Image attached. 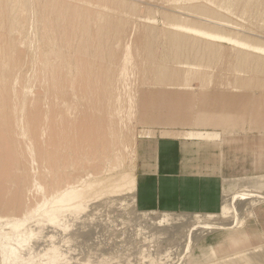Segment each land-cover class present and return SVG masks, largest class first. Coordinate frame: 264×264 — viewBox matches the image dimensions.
<instances>
[{
	"label": "bare ground",
	"instance_id": "6f19581e",
	"mask_svg": "<svg viewBox=\"0 0 264 264\" xmlns=\"http://www.w3.org/2000/svg\"><path fill=\"white\" fill-rule=\"evenodd\" d=\"M35 1L42 3L39 13L33 8ZM104 1L110 2L113 6L95 0H13V3H19L20 7L25 8L28 14L12 17L10 27L15 33L9 37H4L3 30L6 25L2 27L0 24V220H8L11 229L0 231V264H16L21 259L27 261L25 256H29L27 259L32 262L31 264H39L38 259L33 258L41 252H44L41 260L46 264H73L68 249L62 250L58 245L61 243L68 247L70 239L73 238L68 235L72 221L78 223L74 226H78L75 229L78 230L77 235L85 228L82 223L80 224V220H70L68 217L80 216L90 202H95L94 199L101 195H88V189L94 186L93 182H87L92 176L88 167L90 150L94 148L99 151L100 162L103 161L99 172L106 173L108 176L106 179L110 180L124 163L126 157L124 149L133 137L131 132H128L129 127L125 132L127 128L125 126H128L133 118L139 117L148 123H153L158 118H164L166 122L174 124L189 122L187 113L180 108L182 105V107L191 105L190 95L182 101L176 98L182 95L181 92L155 89L164 85L169 88L189 89L191 86L189 77L197 74L201 69L200 65H203L191 62L189 58L209 59L217 50L214 47L228 44L231 46L229 53L233 52L238 59L237 63L246 69L255 68L252 63L264 60L263 57L252 53H264L263 44L204 26L170 21L167 28L171 31L157 32L150 16L133 13L138 10L137 5L145 3L144 0ZM195 1L197 0H190L189 9L212 16L215 20L203 18L220 29L231 31L247 27L244 23H230L222 17L223 13L216 5H226L227 0H201L205 1L202 3ZM235 1L231 5L235 4ZM238 1L234 7L236 6L235 9L240 12L239 16L247 18L254 14L257 18H264V0H256L252 5L247 4L248 0ZM149 4L178 6L174 0H151ZM211 13H215V16ZM33 17H37L46 26L44 35L49 43L40 54L37 69L34 60V40L32 43L26 26L28 19ZM130 23L146 31L144 36L146 58L152 60L146 74L149 77L162 76L171 82L158 80L149 82L147 84L149 86L144 87L142 81L145 80L137 78V85L132 83L131 75H135L139 70V60L132 55L131 50L126 52L118 48V45L130 38L126 33ZM162 40L167 41L170 46L154 55L152 53L154 44ZM182 42L189 43L192 47L186 44L188 48L178 49V44ZM19 44H26L28 50L21 52ZM74 46L75 51L71 50ZM222 50L225 51L223 48ZM27 55L30 56V60H26ZM91 56L99 59L96 65L89 64ZM170 61L176 65L168 66L166 62ZM252 83L253 80H240V85L247 86ZM16 84H23V91L16 99H12L10 96ZM163 103L168 106L166 114H162L163 111L159 109ZM158 111L156 115L155 112ZM192 133L186 135H194ZM135 186V179H131L118 183L111 190L112 195L117 197L112 202L120 205L117 208L126 205L134 210V201L130 202L126 196L134 194ZM254 193L244 189L224 195L226 203L223 213L225 219L234 218L233 222L214 221L209 218L206 221L200 220L189 227L185 249L189 250L194 237L206 231L229 229L239 223L238 201L264 199V195ZM37 216L41 217L36 218ZM34 217L35 228L27 224ZM174 219L178 220L168 213L160 215L155 220L153 225L159 234L154 233L156 240L161 239L162 234L165 235L169 225L175 226ZM21 226L27 228L29 232L27 236L22 233L12 234V230ZM137 228L139 230L136 226ZM123 231L121 232L124 233ZM154 234L150 235L152 239ZM35 235L38 237L37 241H33ZM86 239L89 240L87 237ZM45 241L51 244L44 250ZM105 244L108 245L107 241ZM165 252L167 251L163 253ZM180 255L182 257L183 254ZM242 256L249 260L253 258L240 253L234 258L216 264Z\"/></svg>",
	"mask_w": 264,
	"mask_h": 264
},
{
	"label": "rangeland",
	"instance_id": "374dc122",
	"mask_svg": "<svg viewBox=\"0 0 264 264\" xmlns=\"http://www.w3.org/2000/svg\"><path fill=\"white\" fill-rule=\"evenodd\" d=\"M95 1L107 4L109 6H113L110 2L104 0ZM114 1L116 0H113V2ZM127 1L130 2L131 0ZM150 1L151 0H144L145 3H143L142 5H137L138 10L133 11V13H138L142 16H150L152 18V21H154V30L157 32L171 31V29L167 28L168 22L178 21L204 26L208 29L219 30L220 32L232 35L234 37L247 39L264 45V18H257L256 15L254 16V14L250 15L251 17L254 16V18H251L249 16L247 18H243L242 16H239L241 15L240 12L238 13L237 9H235L236 6L234 7V5H237V0L233 5L231 4L232 2H234V0H229L230 3H228L227 0L228 4L226 3V5H216V8H218L223 13L222 17L229 20L230 23L239 22L244 23L247 26L243 27L242 30L235 29L231 31L220 29L213 23L209 22V20L204 19L206 18L210 20H215L212 16L191 11L188 7V3L190 2V0H174L175 3H178L177 7H171L162 4H160V6H156L153 4H149ZM199 1L200 3L205 2L201 0H197L195 2L198 3ZM248 1V5H252L256 2V0H253L251 3L250 0L249 2L251 4H249ZM41 6L42 3H40L39 1H35L33 8L36 12L39 13L41 11ZM25 13L28 14V11L25 8L20 7L19 3H13V0H0V24L2 27L6 25L3 30L4 37H9L10 35H14L15 33L13 28L10 27L12 17L14 15H23ZM211 15L215 16V13H211ZM129 25V28H126V33L130 36V38L124 41L122 44L118 45V48L121 51L125 50L126 52L131 50L132 55L139 60V70H137L136 73L137 76L135 74L133 75V78V76L131 75L132 83H135L137 85L136 80H145V82L142 81V83L144 87H147L149 86L147 85L149 84V82H155L158 80H162L164 82H171L170 79H167L162 76L149 77V75L146 74L147 69L152 64V60L146 58L145 53L146 39L144 36L146 31L144 28L140 26L138 27L136 24L130 23ZM26 26L28 28L30 38L32 39V43L34 40V60L36 62L37 69V64L40 61V54L49 45L44 35L46 26L43 25L37 17H33V19L29 18ZM241 27L242 26H240V28ZM248 27L251 29H248ZM30 38L29 41L31 42ZM186 44L192 47L191 44L182 42L178 44V49L184 50L185 48H188ZM154 45L155 46H153L152 49V53L154 55L160 53L162 49L164 50L165 48H168L170 46L167 41L163 40L160 42H156ZM219 45L214 47L217 48V50L209 59L206 58L198 60V58L195 57L188 59L191 62L194 61L196 63L198 62L199 64H203L200 65L201 69L197 72V74H194L193 76L189 77L191 85L190 88L188 87L189 89L184 90L183 88L178 89L175 87L169 88L165 87L166 85L159 88H155L157 90H168L170 92L175 93L181 92L182 95L177 96L176 98L182 101H184L183 99H185V96L188 95L187 97H189L190 95L191 105L189 107H182V105L180 108L183 112L187 113V117L190 118L189 122L174 124L166 122L164 118H158V120L153 123H143V121L139 117L133 118L132 121L127 124L128 126H125V128L127 127L126 130L124 128L126 132L129 127L128 132H131V136L133 135V137H131L132 140L130 141V144H126V149H124L126 156L124 163L122 167H120V169H118V171L112 175V178L110 180L106 179L108 177L106 173L99 172V169L102 167L103 164V161L100 162L99 159V151H96L94 148L90 150V154L88 156V167L90 169L89 173H91L92 176L87 180V182H93L94 186L88 189V195H101L94 199L95 202H90L83 214H81L80 216L72 215L68 217L70 220L78 219L80 220V224L82 223V225H84L83 227L85 228H83L81 231L82 235L76 234L78 230L75 229L78 226H74H76L78 223L76 222L75 224L72 221V226L70 227V231H68V235L73 238L70 239L68 247L66 245H62L61 243L58 245L62 248V250L66 248L68 249V255L73 258V264H91V262H93L92 264H126V262L127 264H216L219 261L232 257L234 258L240 255V253L246 254L253 258L249 260L246 259L247 257L243 258L242 256L238 259L225 261L221 264H264L263 198H260L259 200H255V198H252L248 199L245 202L238 201L237 217L238 222L240 224H234V226L229 229L209 230L205 233L198 235V237H194L193 242L191 244V248L189 250L185 249V240L186 235L188 233V229L193 224H197L198 222H200V220L206 221L208 218L214 221L224 220L225 222H227L228 220L229 222H233L234 218L232 217H227V219H225L226 217L223 212L224 204L226 202L224 203V198L221 211L218 215H192L183 213H170V215H172L173 217H177L178 220L174 219L175 226L172 227L169 225L165 231V235L162 234L164 237L162 236L161 239L157 240L155 235L159 234L155 230L156 227H154V222L158 217H160V215H167L168 213L160 211H141L136 205L135 192L133 195H130L131 198L128 195L126 196L127 200H130V202L134 201V210H132V208H129L126 205L117 208L120 205L112 202V200L116 199L117 197H114L112 195L111 190L115 188L118 183H124L131 179H135L137 143L140 139L144 138V136L157 137L167 135H183L184 137L188 138H218L219 143H222L223 141H227V143L229 141L232 143L238 141L237 144L234 143L232 145V155L234 154V156H240V160H234V163H236L237 166L240 165L241 168H239V172L235 174L234 177L226 181L223 194L230 195L234 194L235 192L237 193L240 190L244 191L245 189L250 193L255 192L257 194L264 195V125H254V123L251 121L252 119L248 120L247 118L249 117L246 115L245 112L242 111V109H246V105L252 106L255 103V98H258L255 97L256 93L264 92V60L257 63H252L255 68L246 69L243 65L237 63L238 59L235 58V54L233 52L229 53L231 47L230 45ZM18 48L21 52L28 50L26 44H19ZM222 48L225 49V51L222 50ZM71 50L75 51L76 46L71 48ZM252 53L264 58V53ZM183 59L187 60L185 58ZM26 60H30V56H28V59ZM98 60L99 59H96L95 57L91 56L89 58V64L96 65L98 63ZM21 63H23V60ZM166 63L168 66L171 67H174L176 65L171 61ZM236 70H245V72H236ZM164 79L167 81H165ZM243 79L253 80V83L247 86L240 85V80ZM235 85L240 87H235ZM23 86V84H16L10 98L16 99L18 95L23 91ZM183 93H185V96L183 95ZM196 97L200 99L197 100ZM202 97H204V101L206 103H202L200 101ZM195 99L197 100L196 104H194ZM212 106L216 108L226 107L224 109L218 110V113H221L225 118L233 119V121L228 123V125L226 126L217 127L206 125L207 123L205 122V120H203V124L194 123L193 117L195 116L203 114H213L214 109L212 108ZM160 108L163 111L162 114L168 113V106L166 104L163 103V106H159V109ZM158 113L159 111L155 112L156 115ZM237 119H239V121H237ZM147 128L152 129L153 132L150 133L148 130L146 131L145 129ZM186 130H211L218 131L221 134L219 136L218 134L214 136H201V134L196 133L194 135L189 136L186 135V133H191L192 131L185 132L184 134L179 133L184 132ZM169 131H175V133ZM219 146L221 147V144ZM238 151L240 153H238ZM236 159H238V157H236ZM242 171H244L245 174H242ZM238 174L241 175L239 176ZM122 197L124 196H121V198ZM253 199L255 201H253ZM127 200L125 198V202H127ZM39 217L41 216H37L36 218ZM36 218H31L30 221L27 222V224H31V226L33 225L35 228ZM0 222V231H11V229H9V224L7 223L8 220L1 219ZM66 222L69 223V220H67ZM43 223L45 224L46 222L43 220ZM135 225L139 227V230L138 228L136 229ZM96 227L99 231L96 230ZM117 228L120 229L117 230ZM140 230L144 231L140 232ZM90 231H92V233ZM121 231H123L124 233H122ZM138 232H140L139 235ZM155 232L156 234H154ZM18 233H22L23 235L27 236L29 232L27 228H25V226H21L20 228L12 230V234L16 235ZM114 233L115 235H112ZM116 233L119 235H117ZM121 233L122 235H120ZM151 234H154L155 239L154 237L153 239L151 238ZM86 237L89 238V240L86 239ZM34 238L35 239H33V241H37L38 237L36 235L34 236ZM150 238L151 240L149 241L148 239ZM90 239L93 241H91ZM98 239L100 242L98 241ZM114 240L116 242H114ZM119 240L122 243H120ZM123 240H125V242H123ZM106 241L108 245L105 244ZM50 244L51 243L49 241H45L44 250L47 249ZM148 245L150 246L148 247ZM120 246L123 247L121 248ZM159 246L161 249L159 248ZM152 247L155 249L151 250ZM124 249H126L127 251ZM165 250L168 252V254H170L169 256L167 252L163 253ZM180 250L182 251V253ZM43 253L44 252H41L38 255H35L33 260L38 259L37 261L39 262V264H46L44 261L41 260V258H43ZM163 254H166L167 256H163ZM180 254H183L182 257ZM149 255L151 256V258ZM31 256L33 257L34 255ZM25 258V260L27 261L21 259L18 260L16 264L32 263L30 260L27 259L29 258V256H25ZM102 259H104L105 262L104 260L102 261ZM252 260H254V262H252ZM87 261L89 263H86Z\"/></svg>",
	"mask_w": 264,
	"mask_h": 264
},
{
	"label": "crops",
	"instance_id": "0c3cea01",
	"mask_svg": "<svg viewBox=\"0 0 264 264\" xmlns=\"http://www.w3.org/2000/svg\"><path fill=\"white\" fill-rule=\"evenodd\" d=\"M255 97H258L255 98V103L252 106L246 105V109L242 111L249 117L248 120L252 119L254 125H264V92L256 93ZM200 101L206 103L204 97ZM212 108L213 114L195 116L194 123L203 124L205 120L206 125L217 127L226 126L233 121L218 113V110L226 107ZM145 130L153 132L150 128ZM190 131L201 136L221 134L211 130H186L179 133ZM234 143L237 144L238 141L219 143L218 138H187L183 135L144 136L137 143L136 153L137 207L144 212L218 215L226 195L223 194L225 183L241 168L234 163V160H240V156L232 155ZM241 173L245 174L244 171Z\"/></svg>",
	"mask_w": 264,
	"mask_h": 264
}]
</instances>
